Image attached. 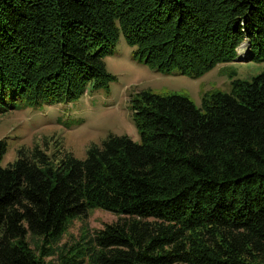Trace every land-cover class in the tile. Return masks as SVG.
<instances>
[{
  "label": "trees",
  "instance_id": "trees-1",
  "mask_svg": "<svg viewBox=\"0 0 264 264\" xmlns=\"http://www.w3.org/2000/svg\"><path fill=\"white\" fill-rule=\"evenodd\" d=\"M120 34L161 71L200 76L244 41L264 61V0H0V114L106 85ZM133 102L141 141L110 134L84 159L23 146L3 166L0 141V264H264V72L200 107ZM96 208L118 218L61 245Z\"/></svg>",
  "mask_w": 264,
  "mask_h": 264
},
{
  "label": "rangeland",
  "instance_id": "rangeland-1",
  "mask_svg": "<svg viewBox=\"0 0 264 264\" xmlns=\"http://www.w3.org/2000/svg\"><path fill=\"white\" fill-rule=\"evenodd\" d=\"M243 46L246 58H240ZM136 49L120 34L113 53L104 58L107 71L115 78L104 86L89 84L80 99L37 108L11 109L0 114V141H5L7 146L2 165L16 160L23 146L40 145L52 156L69 151L84 159L92 143H101L110 134H127L140 142L141 134L133 120V99L139 92L179 94L189 97L200 107L206 94L230 93L235 80L251 81L264 72V61L252 58L247 41L237 48L238 55L232 61L219 63L196 77L177 70H158L136 57ZM117 218L115 212L102 208L91 210L86 217L74 218L61 245L70 246L84 232H93ZM54 260L53 264H60L57 257Z\"/></svg>",
  "mask_w": 264,
  "mask_h": 264
},
{
  "label": "bare ground",
  "instance_id": "bare-ground-1",
  "mask_svg": "<svg viewBox=\"0 0 264 264\" xmlns=\"http://www.w3.org/2000/svg\"><path fill=\"white\" fill-rule=\"evenodd\" d=\"M244 47H245V46H243V48L241 49V55H240V58H246V56H247V53L244 51Z\"/></svg>",
  "mask_w": 264,
  "mask_h": 264
}]
</instances>
